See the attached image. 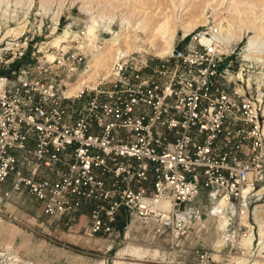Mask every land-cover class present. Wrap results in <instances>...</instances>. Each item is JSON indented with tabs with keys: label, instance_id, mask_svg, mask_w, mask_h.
I'll use <instances>...</instances> for the list:
<instances>
[{
	"label": "built area",
	"instance_id": "1",
	"mask_svg": "<svg viewBox=\"0 0 264 264\" xmlns=\"http://www.w3.org/2000/svg\"><path fill=\"white\" fill-rule=\"evenodd\" d=\"M211 28L162 57L121 52L76 90L86 31L66 49L0 42V194L27 193L49 222L113 243L121 215L174 242L199 195L243 202L264 180V85L234 77Z\"/></svg>",
	"mask_w": 264,
	"mask_h": 264
},
{
	"label": "rangeland",
	"instance_id": "2",
	"mask_svg": "<svg viewBox=\"0 0 264 264\" xmlns=\"http://www.w3.org/2000/svg\"><path fill=\"white\" fill-rule=\"evenodd\" d=\"M118 1L114 0L113 2L117 3ZM124 1L129 4L135 0H121V2ZM210 1L220 2V0ZM259 1L242 0L238 4L224 2L218 5L222 9L215 12L211 10V7H207L206 13L211 16L209 23L200 25L196 29L214 27L216 17L222 14L231 18L232 21L239 22L240 19H248L263 24L264 27V0ZM97 2L100 0H0L1 12L10 13L8 19H2V13H0V23L3 25V31H5V23L9 28L23 26L25 23L20 22L23 21L24 14L32 3L23 33L16 36L22 43H27L31 52L34 47L48 45L47 43L53 39H49V36L56 23L57 34L69 25L76 33L86 31L87 25H91L92 22L89 21V13H86L82 8L89 5L93 7L95 4V8H97ZM42 3L46 5V8L41 7ZM203 3L205 0H194L189 5L201 7ZM137 7L140 9L139 5ZM120 14L122 11L116 13L118 18L116 17L113 21V30L115 31L120 29L123 24ZM215 14H219V16ZM141 19L144 18L138 14L134 17L133 22H139ZM260 20L262 21L259 22ZM99 23L103 24L101 21ZM99 28L102 29L101 26ZM261 34L263 37L256 41L255 49H252L254 53L251 54L248 53L247 46L249 39L255 36L252 31H247L239 42L227 43L229 49L234 51V55L231 57L234 63L233 70L236 72L234 77L259 81L258 78L264 76V32ZM127 35L132 39L137 36L141 39L144 38L141 31H138L137 35L135 32H128ZM182 35H185L184 31L179 29L175 38L176 43ZM10 37L12 38L9 36L7 39H0V42H8ZM110 37L111 34L100 32V39ZM139 45H143V42L140 41ZM134 49L146 50L145 52L148 54L154 53L151 49H142L137 46ZM29 62H31L30 53L18 62L17 67ZM262 185L264 186V180L257 183L255 189ZM20 194L12 192L8 199L0 194V264H115L116 260L129 261L118 259L121 257L122 250L128 246L151 250L146 259L162 261V264H239L242 261L243 264H264V223L260 224L256 220L255 214L252 213L258 203H264V194L258 196L253 192L248 197L250 213L247 224H244L240 218L245 209L243 202H230L228 212L230 221L226 232L218 229L217 219L211 212L212 206L219 197L203 193L183 209L186 212L191 209V212L187 213L191 215L192 224L188 233L180 240L173 242L169 235L165 234L154 237L152 232L149 233L137 223L133 224V228L131 226L119 230L118 238L114 243L99 237H86L79 228L67 229L59 223L56 225L49 222L48 218L41 213L34 198L31 196L29 198L24 194L21 197ZM262 219L260 218V220ZM128 231L129 235H126ZM261 231H263L262 236ZM249 237H251V242L245 244L244 240ZM155 251L157 254L152 257L151 255ZM122 257L127 258V256Z\"/></svg>",
	"mask_w": 264,
	"mask_h": 264
},
{
	"label": "bare ground",
	"instance_id": "3",
	"mask_svg": "<svg viewBox=\"0 0 264 264\" xmlns=\"http://www.w3.org/2000/svg\"><path fill=\"white\" fill-rule=\"evenodd\" d=\"M113 1L114 0H100V2H97V8H95L96 4L93 7L89 5L82 8V10H84L86 13H89V21H91L92 24L87 25L85 33L86 42L81 43L80 45L82 46V49L90 53V58L88 60L87 66L79 72L76 83L73 84V89L75 90L77 88H81L88 80L92 81V85H94L98 76H100L101 74L107 76V73H109L112 66L111 63L113 62V59L117 54L121 52L123 54H130L133 52L146 51L140 49L133 50V48L137 46L142 49H151L152 51H154V53H152L153 55L162 57L170 53L174 48L175 38L178 34L179 29L184 31V34L186 35L190 31L196 29L198 26L207 25L209 23V18L211 16H208V14L206 13L207 7H211V10L215 12L222 9L218 7V5L223 4L224 2L229 1L235 4L242 2V0H220V2L217 1L215 3L211 2L210 0H205V3H203L200 7L194 6L193 4L189 5V3L194 0H135L134 2H130L129 4L127 3V1L121 2V0H119L117 3ZM123 3H125L126 5ZM132 3L134 4L132 5ZM136 4L139 5L140 9ZM31 5L32 3L28 6L27 12H25L24 14L25 17L20 23L26 24L28 14L31 11ZM45 6L46 5L42 3L41 7L46 8ZM121 11L122 14H120V19L123 24L120 29L115 31L113 30V21L117 17L116 13ZM0 13H2V19L9 18V12H1L0 10ZM138 14L141 15L144 19L139 20V22H133L134 17H136V15ZM215 15L219 16V14ZM14 16H16V13H14ZM228 18L229 17H226L225 14L216 17L215 25L211 28L212 35L223 44H227L231 42L241 41L247 31H252L253 33H255V36L249 39L247 51L249 54L254 53L253 50L255 49L254 46L257 44L256 41L263 37L261 34L264 32L263 24H259L258 22L256 23V21L253 22L248 19H240L238 20L239 22H236L232 21L231 18ZM100 21L103 22V24L100 25ZM261 21L262 20H260L259 22ZM25 24L23 26L20 25L16 28H9V26H7L5 23V31H3V25L2 23H0V39H7L12 34H22L26 26ZM56 24L51 31V35L49 36V39H53L49 41V43H46L48 45L51 44L53 47H63L65 49L68 46H72L69 42L72 38H77L78 33H76V31L74 32L69 25L65 29H63L61 33L57 34L58 29ZM99 25L102 29L99 28ZM102 31L111 34V37L108 39H100V32ZM138 31H141L143 33V39L139 38L138 36L132 39L130 38L131 36L127 35L128 32H135V35H137ZM209 39L212 38L208 37V41ZM140 41L143 42V45H139ZM51 57L53 56L51 55ZM241 80L247 82V84L251 86V79L241 78ZM258 80L259 81L255 82H257L259 85H264V76L259 77ZM259 85L258 88L260 87ZM259 93H261V91ZM253 192L257 193L256 195L258 196L264 194V186L262 185L260 188L254 190L250 189V187L245 189L243 193V207L245 209L243 212L241 211L242 214L240 217L244 224L248 223L247 219L250 213L248 208V197ZM229 209L230 202L228 201L227 195L219 197L215 204L212 206L211 212L213 216L216 217L218 229L221 231H225L229 226ZM189 211L191 212V209ZM189 211L187 210V212ZM252 213L255 214V218L260 222V224L264 223V203H258L254 207ZM260 218L263 219L260 220ZM133 227L134 226L132 225V228ZM129 231L126 233V235H129ZM260 234L262 236L263 231H261ZM244 241L245 244L250 243L251 237L245 239ZM150 253L151 250L149 249L128 246L122 250V252L120 253L121 257H119L118 259H127L129 261L116 260L115 264H162V261L156 262L151 259L147 260L146 258ZM153 253L154 254L151 255L152 257L157 254V251ZM122 256H127V258H123ZM243 263L244 262L242 261L239 264Z\"/></svg>",
	"mask_w": 264,
	"mask_h": 264
},
{
	"label": "trees",
	"instance_id": "4",
	"mask_svg": "<svg viewBox=\"0 0 264 264\" xmlns=\"http://www.w3.org/2000/svg\"><path fill=\"white\" fill-rule=\"evenodd\" d=\"M125 219H126V218H125L124 215H121V216L119 217L118 222H117V224H116V229H117L118 231H119V230H122V229L126 226L127 222H126Z\"/></svg>",
	"mask_w": 264,
	"mask_h": 264
},
{
	"label": "crops",
	"instance_id": "5",
	"mask_svg": "<svg viewBox=\"0 0 264 264\" xmlns=\"http://www.w3.org/2000/svg\"><path fill=\"white\" fill-rule=\"evenodd\" d=\"M22 194H24V196H26V195H27V196L29 197V195H28L27 193H22ZM22 194H20V196H21ZM11 195H12V193H11ZM22 196H23V195H22ZM22 196H21V197H22ZM29 198H30V197H29ZM34 200H35V199H34ZM125 218H126V219H125V220H126V222L128 223V222H129V219H128L127 217H125Z\"/></svg>",
	"mask_w": 264,
	"mask_h": 264
}]
</instances>
